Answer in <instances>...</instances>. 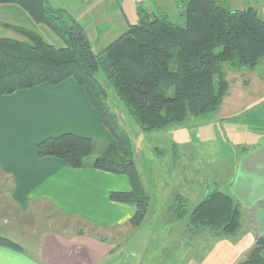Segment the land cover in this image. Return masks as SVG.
Returning a JSON list of instances; mask_svg holds the SVG:
<instances>
[{
  "label": "trees",
  "instance_id": "trees-1",
  "mask_svg": "<svg viewBox=\"0 0 264 264\" xmlns=\"http://www.w3.org/2000/svg\"><path fill=\"white\" fill-rule=\"evenodd\" d=\"M0 5L23 8L65 44L58 49L34 31L4 24L20 38H0V97L69 79L85 89L117 145L97 151L99 144L93 139L65 134L37 144L38 156L61 159L74 169L127 176L132 190L113 192L110 200L136 207L130 229L143 225L151 199L136 171L132 143L109 107L106 84L140 130L152 133L183 125L190 117L217 113L230 90L224 65L232 72L253 71L264 61V19L251 7L233 11L217 0H188L184 26L140 11L139 23L97 53L86 28L67 11L54 8L50 0H0ZM0 174L12 182V194V179L1 168ZM178 199L182 210L177 214L169 209L182 219L189 200L181 194ZM242 218V206L216 189L190 214L189 227L210 229L222 239H231L241 233ZM0 246L24 252L3 236ZM263 251L260 239L238 264H264Z\"/></svg>",
  "mask_w": 264,
  "mask_h": 264
},
{
  "label": "crops",
  "instance_id": "crops-1",
  "mask_svg": "<svg viewBox=\"0 0 264 264\" xmlns=\"http://www.w3.org/2000/svg\"><path fill=\"white\" fill-rule=\"evenodd\" d=\"M4 24L46 37L43 26L37 25L16 5H0V38H20ZM247 73L248 70L228 72L230 90L215 118L216 123L228 124L231 128L229 138L235 147L231 156L234 169L227 189L222 192L242 206V231L236 238L222 239L210 229H196L195 232L203 231L213 236L210 248L201 257L190 260L186 249L184 257L182 247L175 246L178 250L174 260L178 263L238 264L258 240H264V127L257 124L252 114L261 106L259 95L264 87L259 84L251 87L252 81L243 79ZM254 79L257 83L258 78ZM65 134L93 139L102 150L117 145L85 89L74 79L0 97V168L13 181L11 198L14 204L27 212L33 204L49 203L65 216L83 221L99 233L116 230L123 234L112 241L101 242L88 236L50 233L42 238L36 252L0 246V264H125L119 262V254L124 252L125 237L134 231L128 223L137 209L133 205L112 202L110 195L130 192V179L95 168L74 169L54 157L39 158L37 144ZM190 172L183 178L182 196L188 200L203 195L201 192L199 195V189L190 190L197 187L195 181L199 178L198 174ZM218 189L221 191L220 187ZM152 209L153 200L148 213ZM171 213L165 212L166 220L170 226L177 227V221L184 218L178 219ZM185 230L192 229L187 225ZM173 248L172 245L165 249L173 251ZM136 258L133 264L155 261L146 249L136 250Z\"/></svg>",
  "mask_w": 264,
  "mask_h": 264
},
{
  "label": "rangeland",
  "instance_id": "rangeland-1",
  "mask_svg": "<svg viewBox=\"0 0 264 264\" xmlns=\"http://www.w3.org/2000/svg\"><path fill=\"white\" fill-rule=\"evenodd\" d=\"M186 1L188 0H51V3L53 7L68 11L84 26L94 50L101 53L128 31L130 25L139 23L140 11L141 15L166 17L170 22L184 26ZM217 1L233 11L254 8L264 19V0ZM43 28L46 35L44 39L49 44L58 49L65 46L53 31L46 26ZM224 69L227 75V64ZM99 77L106 84L104 76L100 74ZM255 77L258 78L257 83ZM243 79L252 81L251 87H256L257 84L264 87V61L255 70H248ZM106 88L110 96L109 107L117 115L132 143L136 171L151 201L153 200V209L147 213L143 225L131 229L134 231L125 237L122 243L124 252L119 254V262L133 264L137 260L136 250L143 252L146 249L155 260L153 264H182L174 260L178 250L175 246L182 247L184 257L186 249L190 260L201 257L210 248L213 236L203 231L195 232L196 229H185L187 225H191L190 214L193 210L218 187L225 191L232 178L234 157L231 156L235 147L233 140L229 138L230 126L216 123L217 115L213 113L190 117L183 125L163 131L143 133L114 89L108 84ZM259 101L261 106H257L252 114L257 124L264 127V90L259 95ZM97 151H101L99 145ZM190 171L199 176L195 181L197 187L190 190L199 189V195L200 192L203 195L189 197L187 215L177 221V227H173L164 214L170 212L169 208L177 214L182 210L178 195H182L185 189L183 178ZM11 186L10 179L0 174V234L13 240L24 250L36 252L42 238L50 233H60L67 237L81 234L101 242L108 239L112 241L123 234V231L116 230L95 233L90 226L65 216L49 203L33 204L24 212L14 204L10 194ZM171 214L174 217L176 215ZM172 245L173 251L165 249ZM181 256L180 254L179 257Z\"/></svg>",
  "mask_w": 264,
  "mask_h": 264
}]
</instances>
